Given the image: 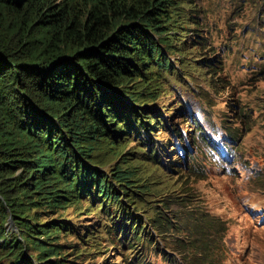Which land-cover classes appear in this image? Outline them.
Here are the masks:
<instances>
[{"label":"trees","instance_id":"16d2710c","mask_svg":"<svg viewBox=\"0 0 264 264\" xmlns=\"http://www.w3.org/2000/svg\"><path fill=\"white\" fill-rule=\"evenodd\" d=\"M195 4L0 0V264H68L69 254L80 260L86 251L66 250L74 224L64 213L83 203L92 207L87 216L100 207L122 248L145 245L139 212L161 236L184 234L185 223L173 225L181 197L155 195L141 177L151 172L146 161L168 172L185 161L178 154L163 162L151 131L167 128L177 143L184 140L168 106L179 97L174 84L196 93L188 83L193 69L208 68L207 59L195 61L197 46L206 44ZM194 129L202 134L199 124ZM131 142L140 150L127 152ZM123 198L136 204L134 212ZM9 221L16 235L6 232ZM203 245L215 248L211 240Z\"/></svg>","mask_w":264,"mask_h":264},{"label":"rangeland","instance_id":"374dc122","mask_svg":"<svg viewBox=\"0 0 264 264\" xmlns=\"http://www.w3.org/2000/svg\"><path fill=\"white\" fill-rule=\"evenodd\" d=\"M192 1L196 3L192 14L202 24L197 34L206 43L197 46L195 61L207 59L208 68L193 69L195 78L188 83L196 93L185 84H174L179 97L168 109L184 129V140L177 143L167 128L151 131L163 162L175 160L178 154L185 161L180 160L182 166L169 165L174 172L146 161L151 172L141 177L155 195L181 197L175 208L182 215L173 225L185 223V232L178 238L172 237L175 232L161 236L139 212L147 223L145 245L122 248L124 242H117L104 225L100 207L87 216L92 207L83 203L79 210L72 207L64 213L74 224L64 240L66 250L86 251L76 261L69 254L68 264L94 260V264H128L134 258L146 264H264V0ZM182 107L185 112L178 113ZM194 123L202 134H196ZM208 141L217 147L216 152L204 147ZM173 145L179 146L174 148L177 152L171 151ZM125 150L140 148L131 142ZM117 163L113 161L108 169ZM132 164L140 166L139 161ZM153 199V195L145 196L147 201ZM122 200L134 212L136 204ZM88 225L92 228L87 229ZM6 232L18 233L13 221L7 223ZM198 234L203 240H198ZM208 240L214 244L212 252L203 245Z\"/></svg>","mask_w":264,"mask_h":264},{"label":"clouds","instance_id":"9594fccd","mask_svg":"<svg viewBox=\"0 0 264 264\" xmlns=\"http://www.w3.org/2000/svg\"><path fill=\"white\" fill-rule=\"evenodd\" d=\"M219 153H220L221 156L224 155L223 150H220Z\"/></svg>","mask_w":264,"mask_h":264}]
</instances>
